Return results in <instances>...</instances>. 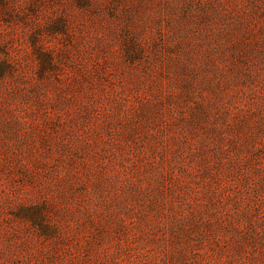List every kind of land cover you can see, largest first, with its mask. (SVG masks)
<instances>
[{
    "label": "rangeland",
    "instance_id": "1",
    "mask_svg": "<svg viewBox=\"0 0 264 264\" xmlns=\"http://www.w3.org/2000/svg\"><path fill=\"white\" fill-rule=\"evenodd\" d=\"M0 264H264V0H0Z\"/></svg>",
    "mask_w": 264,
    "mask_h": 264
}]
</instances>
